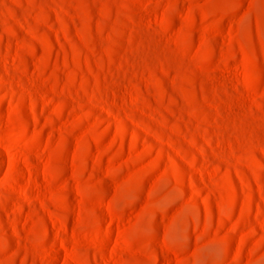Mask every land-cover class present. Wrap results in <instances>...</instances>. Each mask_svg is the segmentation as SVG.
I'll list each match as a JSON object with an SVG mask.
<instances>
[{
    "label": "rangeland",
    "instance_id": "rangeland-1",
    "mask_svg": "<svg viewBox=\"0 0 264 264\" xmlns=\"http://www.w3.org/2000/svg\"><path fill=\"white\" fill-rule=\"evenodd\" d=\"M0 264H264V0H0Z\"/></svg>",
    "mask_w": 264,
    "mask_h": 264
},
{
    "label": "bare ground",
    "instance_id": "bare-ground-1",
    "mask_svg": "<svg viewBox=\"0 0 264 264\" xmlns=\"http://www.w3.org/2000/svg\"><path fill=\"white\" fill-rule=\"evenodd\" d=\"M62 256V255H61Z\"/></svg>",
    "mask_w": 264,
    "mask_h": 264
}]
</instances>
